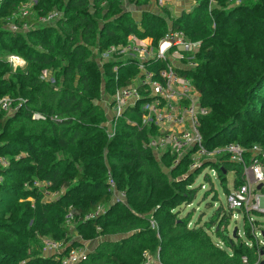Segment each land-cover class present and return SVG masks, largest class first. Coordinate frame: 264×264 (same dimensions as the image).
<instances>
[{"label": "trees", "instance_id": "obj_1", "mask_svg": "<svg viewBox=\"0 0 264 264\" xmlns=\"http://www.w3.org/2000/svg\"><path fill=\"white\" fill-rule=\"evenodd\" d=\"M28 1L0 0V264H61L73 247L93 239L99 241L77 264H144L145 253L162 264H264V246L248 217L247 240L238 233L236 240L230 237L231 213L222 206L203 225L190 224L192 213L180 217V206L194 198L195 175L169 181L148 145L155 131L142 124L136 109L115 118L109 137L102 94L103 80L111 94L131 84L137 69L105 61L110 47L126 46L131 35L157 42L169 29L182 30L200 42L198 66L186 74L208 110L201 117L203 144L264 148V0H242L239 23L222 15L221 7L232 0H197L181 15L144 11L141 20L122 0H35L31 13L19 15ZM55 12L57 19L41 22ZM230 15L236 19L239 12ZM12 20L28 27L13 31ZM10 55L23 58L25 66L13 69ZM165 66H151L155 79L163 80L158 72ZM45 71L53 81L42 77ZM5 97L13 110L2 108ZM159 155L174 173L195 170L197 176L210 166L223 185L229 172L237 187L245 181L243 164L228 155L197 169L188 153L178 163L174 154ZM115 189L125 202L113 200ZM45 191L56 195L47 199ZM69 211L81 239L71 235ZM210 229L228 250L213 241ZM44 238L61 242L64 251L45 256Z\"/></svg>", "mask_w": 264, "mask_h": 264}, {"label": "built area", "instance_id": "obj_2", "mask_svg": "<svg viewBox=\"0 0 264 264\" xmlns=\"http://www.w3.org/2000/svg\"><path fill=\"white\" fill-rule=\"evenodd\" d=\"M171 1L156 0L158 9L166 8ZM57 16V12L50 13L42 18V21L51 22ZM12 25L18 26L10 24L11 29ZM136 39L138 38L135 35H131L126 46H113L103 53V56H106L103 57L105 61L115 59L117 62L133 63L137 67L133 82L118 86L115 92L109 95V103L104 102L108 106L107 110L111 106L114 109L113 113L108 112L109 127L115 128L113 124L115 118L119 119L123 116L125 110L136 109L143 119L142 124L155 131V135H150L148 145L158 155L162 153L161 151H168L177 156L176 163H178L188 153L193 169L203 166L206 161L216 162L219 157L225 155H228L231 161L244 163V175L245 177L248 175L243 184L232 189L228 194V206L231 209L246 208L251 200L252 183L257 186L264 182V148L259 145L251 146L249 151L253 156H249L250 160L245 163L248 148H242L239 142H230L212 149L203 144L200 131L201 117L207 114L208 110L201 104L200 91L195 88L186 74L198 66L196 55L200 50V42L190 40L182 30L172 29H169L157 42L151 39L148 43H138ZM8 61L15 68L25 64L17 55H10ZM159 62L166 65L158 72L163 80L155 79L157 74L151 67ZM117 71L118 67L115 66L114 72ZM1 106L4 110H13L12 101L8 97L1 101ZM17 108L18 106L14 110ZM233 148L236 149L231 151ZM209 168L217 175L216 169L210 166ZM110 182L114 185L111 179ZM66 220L68 223L74 220L71 211L67 213ZM43 240L47 252L64 251L61 242L49 238ZM87 252L85 245L73 247L68 254L61 257L60 262L77 264ZM145 255L144 264H155L147 253ZM158 264L162 263L158 262Z\"/></svg>", "mask_w": 264, "mask_h": 264}, {"label": "rangeland", "instance_id": "obj_3", "mask_svg": "<svg viewBox=\"0 0 264 264\" xmlns=\"http://www.w3.org/2000/svg\"><path fill=\"white\" fill-rule=\"evenodd\" d=\"M122 1H123V7L124 8L132 10L135 19H138V20L142 19L143 13H142L141 9H142L144 4H142V3L138 4L137 3L138 0H122ZM147 1H149V0H146L144 3H147ZM151 1H152L153 5L154 4L157 5L156 0H151ZM193 1H195V3H196L197 0H180V1L179 0H172L171 2H169L167 4V8H165V9H168V12L172 13V15H178V14H181L185 10L186 11L192 10V8L195 6ZM35 2H36L35 0H32V1L29 0L26 3V5L23 6L18 11L19 15L25 16L28 13H31L30 7ZM191 3H193V5H190ZM242 4H243L242 0H232V1H230V4H226L225 6H222L221 11H223V13L225 12V14H222L223 17H226L227 21L234 20L236 23H239L240 18L245 16V14L243 12V7H245V5L240 6ZM253 5H254L253 3H247V6H249V7H253ZM209 7H211V9L215 8L216 2L210 1ZM233 9H235V11L239 12V16L236 19H233V16L230 15V12H232ZM226 11H228V12L226 13ZM59 16H60V14L58 13V16L55 19H57ZM44 17L40 18L41 22H43L42 18H44ZM15 23H16L15 20H12L8 25L9 28L11 29L10 24H15ZM170 25H171V21L168 22V26H170ZM14 26L15 25H12L13 31H20L21 28H22V31H25L26 27H28L25 25H23V27H21V28H19L18 26L17 27H14ZM136 37L138 38V39H136V42H138V43H143V42L148 43V40L152 39L151 37H147V36L146 37L136 36ZM139 39H141V40H139ZM103 57L106 58V56H103ZM8 59H9V57H8ZM12 66H13V69H15V66L13 64H12ZM24 66L25 65H23L21 68H23ZM42 77L47 79V80H51V81L54 80L53 75L51 74L50 71L43 72ZM102 94H103V97L105 96V99H103L105 101V103L106 102L109 103V100H110L109 95L110 94L106 93V81H104V80L102 81ZM101 101H102V98L100 99V102ZM105 103H104V107H105ZM107 108H108V106L105 107V110H107ZM108 112L110 114L114 112V109L112 108V106L110 107V109L107 110L106 113L108 114ZM109 130H110L109 137H113L115 135L116 130L113 131V129L111 127H109ZM242 148L245 149L247 147L242 145ZM235 149L236 148H233V149H231V151H234ZM249 150H250V147H248V150H247L248 153L247 154H249L250 157H252L253 153ZM153 152H154V150H153ZM161 152L163 154L164 153L166 154V152H168V151H161ZM154 154H155V158L158 161V164L162 167V169L165 171V173H167L169 175V178H168L169 181L172 180L173 178H175V179H178V178L179 179L180 178L186 179L190 174L192 176L195 175L192 179V185L190 186L191 190H193L190 192V194H194V198H193L191 204H188V205L182 204L180 206L179 211H181V215H180L181 218L186 216V214H188V213H192V216L190 218V224L191 225H196V224L203 225L204 222L210 220L215 215L216 210L220 206H222L224 208V212L231 213V220H230V225L228 226V231H229V235L232 239L236 240V238L234 237V234H233L234 231H236V233H238V236L242 237L243 240H247L245 235H244V231H245L246 218L248 217V221L254 225L253 230L256 233L255 235H256L257 239H259L260 244L264 246V190L262 189L264 182L261 184H258L257 186H254V184L252 183V186L250 187L251 200H250V204H248V206H246V208L231 209L228 206V194L230 193V191L232 189L237 188V186L234 183V179H235V173L234 172H229L225 175L224 180H225L226 185H223V184H221L222 181L218 178V175L214 174L209 167H204V166L201 167V169H203V171L201 173H199V175H197V176H196V174H194L195 170H190L189 172H191V173H189V172L184 173L183 171L174 173L173 171L171 172L170 167H167L163 164L161 155H158L155 152H154ZM179 156H181V155H179ZM16 157H18V156H16ZM250 157H249V160H250ZM2 160L5 161L4 159H2ZM205 163L206 162H204V164ZM245 163H246V161H245ZM242 164H243V166H245L244 163H242ZM205 174H208L210 176L211 180L204 177ZM173 175H176V176H173ZM247 175H246V177H247ZM246 177H245V180H246ZM27 185H29V184H27ZM41 185H43V183L36 182V186H41ZM258 190H260V191H258ZM44 193L46 194L47 199H51L53 194H54V193L49 194V193H47V191H45ZM113 197H114L113 200L115 202H118L119 200H122L124 202L126 201V198H125V196H123V193H121L117 189L114 190ZM75 224H76L75 220H73L71 223L68 224L70 226V229H71V235H72L73 239H81L80 234H78L74 230ZM152 224H153V222H152ZM208 232L210 233L211 238L213 239V241L216 244H218L221 248H223V249L226 248V250H228L226 245L215 237L214 229H210V230H208ZM97 241H99V240H94V239L91 241L86 240V242H85L86 250L87 251L92 250L94 248V246H96ZM247 242H249V241H247ZM41 244H43L44 253H47V251L45 250V247H44V240H41ZM150 258H151V260L154 261L155 264H158V262L160 263V260L158 259L157 256L156 257L150 256Z\"/></svg>", "mask_w": 264, "mask_h": 264}, {"label": "crops", "instance_id": "obj_4", "mask_svg": "<svg viewBox=\"0 0 264 264\" xmlns=\"http://www.w3.org/2000/svg\"><path fill=\"white\" fill-rule=\"evenodd\" d=\"M193 3L195 5V1H193ZM193 3H191L190 5H193ZM142 4L145 5V6L143 5V7L141 9L142 13L144 11H147V12H150V13H153V14H157V15H163L165 13V11H164L165 8H163L162 10H159L158 7H157V5L156 4L153 5V3H152L151 0L147 1V3H142ZM130 11H132V10H130ZM189 11H191V10H189ZM189 11H186L185 10L183 12H189ZM132 14H133V12H132ZM178 15H181V14H178ZM133 16H134V14H133ZM50 254H52V253H48V252L47 253H44L45 256L50 255Z\"/></svg>", "mask_w": 264, "mask_h": 264}, {"label": "clouds", "instance_id": "obj_5", "mask_svg": "<svg viewBox=\"0 0 264 264\" xmlns=\"http://www.w3.org/2000/svg\"><path fill=\"white\" fill-rule=\"evenodd\" d=\"M18 56V55H17ZM20 57V56H19ZM23 59V58H22ZM24 60V59H23ZM9 62V61H8ZM25 62V61H24ZM10 63V62H9ZM11 64V63H10ZM25 65V64H24ZM11 66H12V64H11ZM13 67V66H12ZM17 68H21V67H17ZM17 68H15V69H17Z\"/></svg>", "mask_w": 264, "mask_h": 264}, {"label": "water", "instance_id": "obj_6", "mask_svg": "<svg viewBox=\"0 0 264 264\" xmlns=\"http://www.w3.org/2000/svg\"><path fill=\"white\" fill-rule=\"evenodd\" d=\"M233 234H234V236H235V234H236V231H234V233H233Z\"/></svg>", "mask_w": 264, "mask_h": 264}]
</instances>
